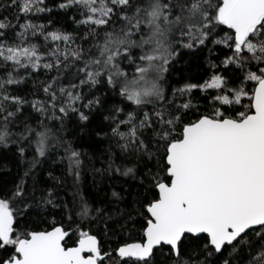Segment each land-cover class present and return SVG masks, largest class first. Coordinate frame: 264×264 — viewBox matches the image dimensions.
Listing matches in <instances>:
<instances>
[{"label":"snow or ice","instance_id":"obj_1","mask_svg":"<svg viewBox=\"0 0 264 264\" xmlns=\"http://www.w3.org/2000/svg\"><path fill=\"white\" fill-rule=\"evenodd\" d=\"M0 264H264V0H0Z\"/></svg>","mask_w":264,"mask_h":264}]
</instances>
